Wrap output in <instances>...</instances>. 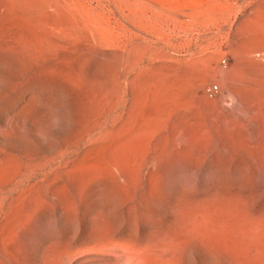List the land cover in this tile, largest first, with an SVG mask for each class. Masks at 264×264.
Segmentation results:
<instances>
[{"label":"rangeland","instance_id":"obj_1","mask_svg":"<svg viewBox=\"0 0 264 264\" xmlns=\"http://www.w3.org/2000/svg\"><path fill=\"white\" fill-rule=\"evenodd\" d=\"M0 264H264V0H0Z\"/></svg>","mask_w":264,"mask_h":264},{"label":"built area","instance_id":"obj_2","mask_svg":"<svg viewBox=\"0 0 264 264\" xmlns=\"http://www.w3.org/2000/svg\"><path fill=\"white\" fill-rule=\"evenodd\" d=\"M217 92V87L215 85L207 89V95L212 97Z\"/></svg>","mask_w":264,"mask_h":264}]
</instances>
